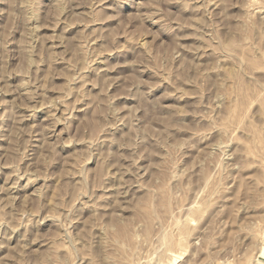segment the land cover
Segmentation results:
<instances>
[{"label": "rangeland", "instance_id": "1", "mask_svg": "<svg viewBox=\"0 0 264 264\" xmlns=\"http://www.w3.org/2000/svg\"><path fill=\"white\" fill-rule=\"evenodd\" d=\"M261 159L264 0H0V264H264Z\"/></svg>", "mask_w": 264, "mask_h": 264}, {"label": "bare ground", "instance_id": "2", "mask_svg": "<svg viewBox=\"0 0 264 264\" xmlns=\"http://www.w3.org/2000/svg\"><path fill=\"white\" fill-rule=\"evenodd\" d=\"M27 89H29V88H27ZM21 91H22V90H21ZM27 92H29V91H27ZM33 97H34V96H33ZM49 111H50V110H49ZM49 111H48V112H49ZM22 120H23V119H22ZM225 128H226V127H225ZM224 132H225V131H224ZM262 150H263V149H262ZM262 157H263V156H262ZM261 162H263L262 159H261ZM263 163H264V162H263ZM12 187H13V186H12ZM117 190H118V189H117ZM114 193H115V192H114ZM118 193H119V192H118ZM114 195H115V194H114ZM119 195H120V194H119ZM166 200H167V199H166ZM167 202H168V201H167ZM167 202H166V203H167ZM143 203H144V202H143ZM146 203H147V202H146ZM168 203H169V202H168ZM144 204H145V203H144ZM147 205H149V204L147 203ZM147 205H146V207H148ZM167 205H168V204H167ZM167 205H166V206H167ZM144 206H145V205H144ZM146 207H144V209H145ZM168 208H169V207H168ZM167 210H169V209H167ZM146 211H147V213H150V215H152V217H153V214L151 213L152 210H151L150 207L147 208ZM154 212H155V211H154ZM147 213H146V214H147ZM155 214H157V213L155 212ZM147 215H149V214H147ZM154 216H155V215H154ZM152 217H151V218H152ZM149 219H150V218H149ZM183 229H184V228H183ZM166 231H167V230H166ZM163 232L166 233L165 231H163ZM187 232H188V231H187ZM160 233H161V232H160ZM162 234H163V233H162ZM162 234H160V235H162ZM165 235H167V234H165ZM163 236H164V235H163ZM163 236H159V237L162 238ZM188 237H190V236H188ZM164 238H165V237H164ZM169 238H170V237H169ZM165 240H166V239H164V241H165ZM167 240H168V238H167ZM169 240H170V239H169ZM174 240H175V239H174ZM160 241L163 242V239H161ZM171 242H172V241H171ZM107 257L109 258V256L106 255L105 258L108 259ZM131 261H132V260H131ZM112 262H113V261H112ZM114 262H115V261H114ZM114 262H113V263H114ZM125 263H126V262H125ZM127 263H128V262H127ZM127 263H126V264H127ZM134 263H135V262H134ZM128 264H129V263H128ZM131 264H133V263H131Z\"/></svg>", "mask_w": 264, "mask_h": 264}]
</instances>
